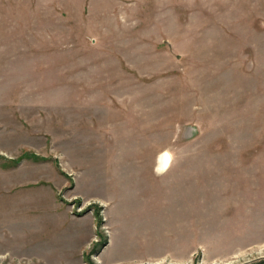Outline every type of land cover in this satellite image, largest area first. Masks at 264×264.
<instances>
[{"label":"rangeland","instance_id":"1","mask_svg":"<svg viewBox=\"0 0 264 264\" xmlns=\"http://www.w3.org/2000/svg\"><path fill=\"white\" fill-rule=\"evenodd\" d=\"M0 264H264V0H0Z\"/></svg>","mask_w":264,"mask_h":264},{"label":"bare ground","instance_id":"2","mask_svg":"<svg viewBox=\"0 0 264 264\" xmlns=\"http://www.w3.org/2000/svg\"><path fill=\"white\" fill-rule=\"evenodd\" d=\"M169 159H170V154L169 153H166L163 157V160H162V165H167L168 162H169ZM164 167V166H163Z\"/></svg>","mask_w":264,"mask_h":264},{"label":"trees","instance_id":"3","mask_svg":"<svg viewBox=\"0 0 264 264\" xmlns=\"http://www.w3.org/2000/svg\"><path fill=\"white\" fill-rule=\"evenodd\" d=\"M25 154H27V155L24 158H29L28 154H30V153H28V151H26V152H24L23 155H25ZM9 162H12V160H10ZM17 162H18L17 160L14 161V163H17Z\"/></svg>","mask_w":264,"mask_h":264},{"label":"crops","instance_id":"4","mask_svg":"<svg viewBox=\"0 0 264 264\" xmlns=\"http://www.w3.org/2000/svg\"><path fill=\"white\" fill-rule=\"evenodd\" d=\"M73 256H74V255L70 254V256L68 257V260H69V259H70V260L73 259V258H72ZM81 261H83L82 258H81ZM84 263H85V262H84Z\"/></svg>","mask_w":264,"mask_h":264}]
</instances>
